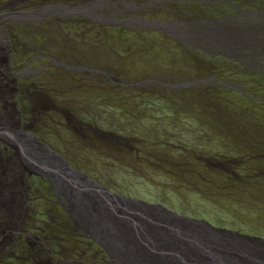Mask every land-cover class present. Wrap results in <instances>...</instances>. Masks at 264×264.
I'll list each match as a JSON object with an SVG mask.
<instances>
[{"label": "rangeland", "instance_id": "rangeland-1", "mask_svg": "<svg viewBox=\"0 0 264 264\" xmlns=\"http://www.w3.org/2000/svg\"><path fill=\"white\" fill-rule=\"evenodd\" d=\"M72 1L33 0L42 5ZM99 1L104 7L97 12L104 10L106 24L70 13L37 22L9 21L20 37H14L9 27L15 43L11 54L7 50L4 56L0 50V80H17L14 100L23 129L111 190L165 204L182 214L184 207L190 208L188 216L264 238V55L244 57L234 47L207 46L190 37L198 34L195 26L183 30L186 20L198 18L246 13L243 19L248 20L264 11V0ZM243 43L242 50L252 52L246 50L251 43ZM38 54L73 66L90 63L109 73L94 72L83 81L82 72L63 65L44 69L48 60L40 56L31 62L41 67L37 76H19ZM30 81L43 87L45 101L46 94L60 103L61 97L86 99L89 95L81 94L90 89L88 104L95 100L97 109L89 121L103 130L99 137L94 132V139L84 137L77 124L78 128H63L62 114L40 104L43 101L31 93ZM80 83L94 87L81 88ZM13 93L11 83L0 85V94L10 105ZM3 102L0 97V106L8 105ZM109 132L118 137L117 144L109 141ZM1 147L10 154L8 142ZM22 171L30 215L42 225L54 219L45 225L49 233L55 227L51 238H59L53 253L78 261L69 264H110L96 260L105 255L104 249L77 228L61 203L55 205L59 216H50L53 182L48 173L35 168ZM36 186L45 196L37 197L41 193ZM141 190L146 192L138 197ZM56 198L54 193L53 201ZM36 223L33 234L42 237L44 228Z\"/></svg>", "mask_w": 264, "mask_h": 264}, {"label": "water", "instance_id": "water-1", "mask_svg": "<svg viewBox=\"0 0 264 264\" xmlns=\"http://www.w3.org/2000/svg\"><path fill=\"white\" fill-rule=\"evenodd\" d=\"M25 135L42 157L55 160L54 167L38 169L46 171L56 185L54 189L63 192L71 202L69 211L74 223L104 249L107 256L102 257L106 262L262 263L251 248L264 244L263 237L215 226L207 219L180 214L165 204L118 193L72 167L67 159L33 134ZM204 255L209 257L208 262L202 260Z\"/></svg>", "mask_w": 264, "mask_h": 264}, {"label": "flooded vegetation", "instance_id": "flooded-vegetation-1", "mask_svg": "<svg viewBox=\"0 0 264 264\" xmlns=\"http://www.w3.org/2000/svg\"><path fill=\"white\" fill-rule=\"evenodd\" d=\"M1 1V0H0ZM44 1V0H43ZM47 2H52V0H47ZM104 2V1H103ZM43 2H36L34 3L33 0H12L8 3L0 4V50H8L11 54V49L14 46L15 43L14 40H11L9 37V27L13 30L12 33L15 34L17 31H14V25L9 24V21H17V22H37L41 18H45L48 16L53 15H69V13L72 16H83V17H92L94 20L99 21V23H107V20L105 19V12L99 14L97 12L98 9L101 7H104V4H101L99 0L95 2L88 3L87 0H73L72 3H69V5L61 4L53 5V4H47L42 5ZM4 5V6H3ZM60 11V12H59ZM65 11V12H63ZM120 13L119 10H115ZM95 12L96 16L98 18H95ZM252 14V13H251ZM248 15V16H251ZM137 15V14H136ZM247 14H240L235 16H229V17H208V19H193V20H186V24L184 25V32L193 29L195 26L197 28V36L193 34H189L190 37L194 39H199L200 41H203L207 46H222L223 48H227L231 50H236L238 53L241 54V56L249 57L252 55H258L263 56L264 55V11H262L261 14H253V17H251L248 20H244L243 17H245ZM138 17V16H137ZM133 20H140L139 18H135ZM116 22V21H115ZM27 27V26H25ZM14 37H20L17 34ZM243 42H249L251 43V48L247 46L246 50L252 49V52H246L243 49ZM21 45V41L17 40V45ZM225 54V53H224ZM227 55V54H225ZM1 56V54H0ZM6 56V53L5 55ZM2 56V58H4ZM40 56H43V58L47 59V63L44 65V69L50 65H54L55 67L58 66H65L72 70H78L82 72L84 75L83 81L85 79H88V77H92L93 75L91 73L97 72L99 74H106L109 73L107 70L101 69L100 67L96 66H90V63H79L75 66L68 65L63 63V61L58 60L52 55H45V54H38L34 58H30L28 62L26 63V69H24L23 72L19 73L20 75H30V76H37V74L40 73L41 67L36 68L31 65V62L34 60L39 59ZM229 56V55H227ZM11 57V56H10ZM25 72H28L25 74ZM1 75V72H0ZM16 77V75H15ZM6 79V78H5ZM98 80H103L102 78L98 77ZM31 82V81H30ZM5 83H11L14 87L15 93L11 95L13 100H11L10 107H13L17 110L18 115H20V111L17 109V103L16 100H14V96L19 91L18 87H15L17 85V80L15 81H8ZM32 87H34L33 96L39 98L38 100L41 102L40 104H44L47 107H53L57 112L62 114L63 121L65 119V123H63V128L69 127V128H78L75 124L83 127L82 128V134L84 133V137L92 138L94 139L92 133L94 132L95 135L100 134V131H103L100 126L94 127L92 124H90L91 118L96 117V106L97 103L95 100L92 99V104L89 105L88 102L92 98L91 90L85 89L81 95L83 94L89 95L88 98H73V99H64L61 97V103L54 98L53 96H49L46 94L47 100L45 101L44 97V89L43 87L36 88L38 85V82H31ZM86 85H90L93 89L94 84L91 85L89 83H83L79 84V87H83ZM28 88V87H27ZM107 88V87H106ZM28 91L30 93V88H28ZM48 92V91H47ZM91 97V98H90ZM57 100V101H56ZM30 104L34 107L35 103L30 102ZM15 106V107H14ZM44 106V107H45ZM1 107V106H0ZM9 107V106H8ZM45 107V108H47ZM2 108V107H1ZM90 108V109H89ZM93 109V110H92ZM90 112V114H89ZM34 123V122H33ZM96 128V129H94ZM101 129V130H100ZM98 130V131H97ZM25 134H28L27 131H24ZM31 134V133H30ZM64 132V139L67 140L65 137ZM99 137V135H98ZM109 141L112 144H117L118 137L115 136V133L108 134ZM105 141V139H103ZM108 140V139H107ZM106 140V141H107ZM8 177V176H7ZM13 177V176H12ZM11 177V178H12ZM24 180V174L19 179V182L23 183ZM15 182L14 178L10 180ZM9 181V182H10ZM20 183V186H22V197L21 201L19 202L21 207L16 212V216L13 220L6 221L4 216H0V264H69V263H76L78 261L69 259L65 260L62 256H59L57 254L53 253V250L56 249L55 243L58 242L57 237L51 238V235L54 232L55 227H51L52 233H49V231H45V227L47 226V223H51V219L48 222H46V226L42 225L39 221V218L33 217L30 215L31 213V207L28 206V204H25L26 201V194H25V187L23 186L24 183ZM56 185H52L50 187V192L52 193V197H50V201L54 204L53 212L50 213L52 217L57 218L59 214H56L55 212L58 210L55 209V205L62 204V209L65 213L69 214V217L72 218V213L69 211V207H71V202L66 198L65 194L63 192L57 191V188L54 189ZM36 192L41 193V195H37V197L45 196V193L42 192L41 188L38 186L35 187ZM55 193L56 199L53 201V194ZM42 196V197H43ZM30 199V195L28 196V200ZM51 204V203H50ZM18 215V216H17ZM38 217V216H37ZM73 219V218H72ZM14 221V222H13ZM74 221V220H73ZM8 222V223H7ZM41 225V229L45 231L42 233V237L38 236L37 234L34 235V230L31 229L37 225V223ZM36 223V224H35ZM7 225V226H6ZM9 225V226H8ZM11 226V227H10ZM34 226V227H33ZM51 226V225H50ZM31 229V230H30ZM3 232V234L1 233ZM47 233V235L45 234ZM44 234V236H43ZM49 244V245H48ZM50 247V249H49ZM57 250V249H56ZM62 251V250H61ZM58 251H56L57 253ZM105 252V251H104ZM104 260L105 259L101 256V258H97L96 260Z\"/></svg>", "mask_w": 264, "mask_h": 264}, {"label": "bare ground", "instance_id": "bare-ground-1", "mask_svg": "<svg viewBox=\"0 0 264 264\" xmlns=\"http://www.w3.org/2000/svg\"><path fill=\"white\" fill-rule=\"evenodd\" d=\"M2 52L3 55H5L6 50H2ZM2 70L3 69L0 68V72ZM0 79H2V77H0ZM3 84H5L4 81L0 80V85ZM0 97L3 99V103L8 101V99H5L7 96L0 94ZM15 108L10 107L9 103L2 108L0 107V216H4L6 221L13 220L16 216V212L21 207L19 202L21 201L23 188L18 182L23 176L22 169H38L41 167L48 168L49 166H55L54 159L50 157H42L39 151L33 147L31 141L27 139L24 133L25 130L21 126V122L17 117L18 112ZM3 141L8 142V144L13 148L7 149L10 152L9 155L5 150L2 149L4 152L1 151ZM6 155L9 156V161L7 162L5 161L7 158ZM15 169H18V171L14 176L13 171ZM12 176L15 177V182L12 181L11 183L10 179ZM17 183L19 186H17ZM55 183L59 182L56 181ZM1 233L3 234V232ZM207 246H209L208 243ZM251 251L261 260V264H264V244L260 247H252ZM208 259L209 257L205 255L202 258L205 262H208ZM243 261L247 262L248 260L244 259Z\"/></svg>", "mask_w": 264, "mask_h": 264}, {"label": "trees", "instance_id": "trees-1", "mask_svg": "<svg viewBox=\"0 0 264 264\" xmlns=\"http://www.w3.org/2000/svg\"><path fill=\"white\" fill-rule=\"evenodd\" d=\"M144 191H145V190H141L140 193H139V195H138V197H141L140 195H141L142 193H144ZM145 192H146V191H145ZM152 194H153V193H152ZM152 194H151V195H152ZM142 197H143V196H142ZM181 211L184 212V215H185V214H186V215H187V214L190 215L188 212L191 211V209H190V208H185V207H184V210H181ZM196 212H198V211H196ZM199 214H200V213H199Z\"/></svg>", "mask_w": 264, "mask_h": 264}]
</instances>
